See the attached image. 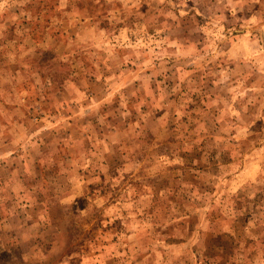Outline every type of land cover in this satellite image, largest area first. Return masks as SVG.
I'll return each instance as SVG.
<instances>
[{"label": "rangeland", "instance_id": "rangeland-1", "mask_svg": "<svg viewBox=\"0 0 264 264\" xmlns=\"http://www.w3.org/2000/svg\"><path fill=\"white\" fill-rule=\"evenodd\" d=\"M0 264H264V0H0Z\"/></svg>", "mask_w": 264, "mask_h": 264}, {"label": "trees", "instance_id": "trees-1", "mask_svg": "<svg viewBox=\"0 0 264 264\" xmlns=\"http://www.w3.org/2000/svg\"><path fill=\"white\" fill-rule=\"evenodd\" d=\"M16 87L18 89L17 92L27 91L28 90V88H27L28 87V84L27 83H21V84L18 83L16 85ZM113 240H114V242H118L119 241V239L117 237H114Z\"/></svg>", "mask_w": 264, "mask_h": 264}]
</instances>
